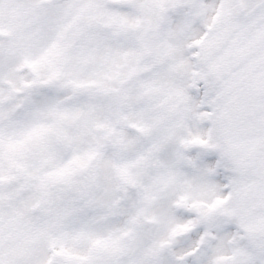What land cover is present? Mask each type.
Wrapping results in <instances>:
<instances>
[{
    "label": "snow or ice",
    "instance_id": "obj_1",
    "mask_svg": "<svg viewBox=\"0 0 264 264\" xmlns=\"http://www.w3.org/2000/svg\"><path fill=\"white\" fill-rule=\"evenodd\" d=\"M0 264H264V0H0Z\"/></svg>",
    "mask_w": 264,
    "mask_h": 264
}]
</instances>
